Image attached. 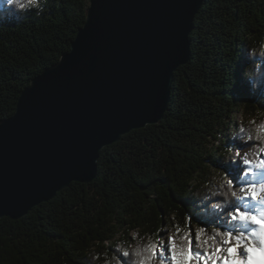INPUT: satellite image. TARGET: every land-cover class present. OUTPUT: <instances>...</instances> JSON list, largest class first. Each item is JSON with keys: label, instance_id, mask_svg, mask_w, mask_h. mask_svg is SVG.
I'll list each match as a JSON object with an SVG mask.
<instances>
[{"label": "trees", "instance_id": "trees-1", "mask_svg": "<svg viewBox=\"0 0 264 264\" xmlns=\"http://www.w3.org/2000/svg\"><path fill=\"white\" fill-rule=\"evenodd\" d=\"M88 9L89 0H0V123L71 49ZM190 39L163 119L104 147L93 182L0 218V264H164L167 230L177 250L192 241L199 254L223 247L229 232L235 241L240 231H227L220 211L248 212L241 184L212 173L231 172L230 149L244 138L248 162L264 151V0H204Z\"/></svg>", "mask_w": 264, "mask_h": 264}, {"label": "water", "instance_id": "water-1", "mask_svg": "<svg viewBox=\"0 0 264 264\" xmlns=\"http://www.w3.org/2000/svg\"><path fill=\"white\" fill-rule=\"evenodd\" d=\"M203 2L89 0L71 49L0 123V218L19 219L74 181L93 182L104 147L163 119Z\"/></svg>", "mask_w": 264, "mask_h": 264}, {"label": "rangeland", "instance_id": "rangeland-1", "mask_svg": "<svg viewBox=\"0 0 264 264\" xmlns=\"http://www.w3.org/2000/svg\"><path fill=\"white\" fill-rule=\"evenodd\" d=\"M235 121L237 123H239L241 121V113H237L235 116ZM229 131H227V133H229ZM242 143L244 144V146H241L240 148H231L230 152H231V164L233 165V168L231 170L230 173H228L227 175H223L221 178L219 177L218 171L214 170L212 173V179L218 180V181H232L234 180L236 183L241 184L242 189H244L245 191H241V202L247 207L248 209V213H252L254 211L253 206L252 205V201L254 199H252L250 197V195L246 194L247 190L250 189V186H255L257 188H259L260 183L257 182V180H261L259 178H255L252 173L254 168L256 169L260 164H262L264 162V151L262 152V155L258 161V164L255 167H252L248 161H246L242 155H244L251 147V145H247L245 143L247 142V139L244 138L242 140ZM263 195V194H261ZM215 208V202H211L209 209L211 211H213V209ZM256 213H261L255 210ZM233 213H238V210H231V208H227V209H223L220 211V218L223 219V221H225V226L227 227V231H230L231 228H235L238 231H240L241 229H243V225L240 221L238 220H233L232 219V214ZM245 234V240L241 241L242 244L244 243H248V238H250V236ZM194 236H196V233L194 231ZM170 238L174 239L176 245H178L177 242V236L176 233L173 230H167L166 234L164 236V238H160L158 240L160 249L164 250L165 254L161 256V261L164 264H173L172 260H171V253L168 251V248L170 246ZM228 239V236L226 235L225 241ZM223 243V247H221L220 249H224L226 250L228 247H234V241L232 245H229L227 243ZM197 247V245H196ZM194 255L199 256V260L193 259L191 260V264H204L205 258H207V264H217L220 260H215L214 258H211V255L206 253V254H199V253H195V250H193ZM227 253L226 251H221V252H217L216 254L223 257V255ZM259 255L263 254L261 251L258 252ZM203 257V258H202Z\"/></svg>", "mask_w": 264, "mask_h": 264}, {"label": "snow or ice", "instance_id": "snow-or-ice-1", "mask_svg": "<svg viewBox=\"0 0 264 264\" xmlns=\"http://www.w3.org/2000/svg\"><path fill=\"white\" fill-rule=\"evenodd\" d=\"M261 168H264V164L260 165ZM241 191H245L244 189H241ZM246 194L250 195L252 199H258V200H264V185L260 186L259 188L255 186H250V189L247 190ZM235 196L236 193H233ZM233 220L240 221L243 225H258L259 226V236L260 239L258 241V244L255 243H244L242 244L241 241L245 240L243 232H239L234 241V247L237 252V255L233 256L234 248L228 247L226 250L224 249H217V252L226 251L227 255L221 257L216 254V252L210 254L211 258H214L215 260L223 259L224 264H235V259H239V254H242L244 252H247V259L242 261V264H251L252 260V250L254 248H259V250L264 253V215L256 216L254 214L248 213V212H238L232 214ZM228 236V239L225 241V243L232 245L233 239H232V233L229 232L226 234ZM168 251L171 253V260L173 264H191V260L196 259L199 260V256L194 255L193 252V245L192 241L188 242V246L186 248H181L177 250V245L174 241V239L170 238V246L168 248ZM204 264H207V258H205Z\"/></svg>", "mask_w": 264, "mask_h": 264}, {"label": "bare ground", "instance_id": "bare-ground-1", "mask_svg": "<svg viewBox=\"0 0 264 264\" xmlns=\"http://www.w3.org/2000/svg\"><path fill=\"white\" fill-rule=\"evenodd\" d=\"M264 164V162L262 163ZM261 165V164H260ZM260 165L254 170L252 175L257 179H261V180H257L258 183H260V185H264V168H261ZM264 195V194H263ZM254 211L251 214H254L256 216H261L264 215V200H258V199H254L252 201V205ZM261 212V213H256L255 212ZM243 225V224H242ZM244 227L246 226L248 228V230H250V238H248V243H255L258 244V241L260 239L259 236V226L258 225H243ZM259 248H254L252 250V260H251V264H264V253L259 255ZM227 255V253H225L223 256ZM237 255L236 250L234 249V253L233 256L235 258V256ZM247 259V252H244L242 254H239V259H235V264H242V261ZM217 264H224L223 259H220V261Z\"/></svg>", "mask_w": 264, "mask_h": 264}]
</instances>
